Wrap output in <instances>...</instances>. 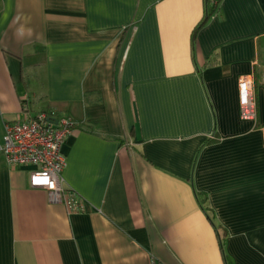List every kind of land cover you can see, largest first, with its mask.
Instances as JSON below:
<instances>
[{"label": "crops", "instance_id": "1", "mask_svg": "<svg viewBox=\"0 0 264 264\" xmlns=\"http://www.w3.org/2000/svg\"><path fill=\"white\" fill-rule=\"evenodd\" d=\"M40 111L84 209L0 152V264H264V0H0V144Z\"/></svg>", "mask_w": 264, "mask_h": 264}, {"label": "built area", "instance_id": "2", "mask_svg": "<svg viewBox=\"0 0 264 264\" xmlns=\"http://www.w3.org/2000/svg\"><path fill=\"white\" fill-rule=\"evenodd\" d=\"M219 1L211 0L215 5ZM238 85L240 115L243 119H253L255 101L250 93V81L241 77ZM75 125L70 117L56 116L53 111L26 114L21 120L5 122L0 152L11 167H32L29 185L45 190L49 202L62 203L68 211L77 212L84 209L83 200L62 186V171L66 164L62 144Z\"/></svg>", "mask_w": 264, "mask_h": 264}, {"label": "water", "instance_id": "3", "mask_svg": "<svg viewBox=\"0 0 264 264\" xmlns=\"http://www.w3.org/2000/svg\"><path fill=\"white\" fill-rule=\"evenodd\" d=\"M54 123H56V120H53Z\"/></svg>", "mask_w": 264, "mask_h": 264}]
</instances>
